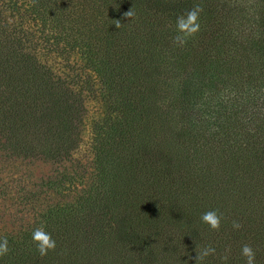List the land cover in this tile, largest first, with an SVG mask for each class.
I'll return each instance as SVG.
<instances>
[{
	"label": "trees",
	"instance_id": "16d2710c",
	"mask_svg": "<svg viewBox=\"0 0 264 264\" xmlns=\"http://www.w3.org/2000/svg\"><path fill=\"white\" fill-rule=\"evenodd\" d=\"M195 5L200 31L179 47ZM37 46L78 54L101 85L83 171L64 164L84 98ZM0 152L62 165L51 202L0 233V264H194L196 245L216 250L201 264H245V244L264 264V0H0ZM41 226L57 243L46 257Z\"/></svg>",
	"mask_w": 264,
	"mask_h": 264
},
{
	"label": "rangeland",
	"instance_id": "374dc122",
	"mask_svg": "<svg viewBox=\"0 0 264 264\" xmlns=\"http://www.w3.org/2000/svg\"><path fill=\"white\" fill-rule=\"evenodd\" d=\"M35 53L56 77L65 80L84 98L81 141L71 161L64 164L83 171L91 160L90 124L102 114L101 85L76 53L51 51L41 46L35 48ZM61 168L62 165L39 157H8L0 152V233L18 231L45 203L51 202L53 195L49 194L47 179Z\"/></svg>",
	"mask_w": 264,
	"mask_h": 264
},
{
	"label": "clouds",
	"instance_id": "9594fccd",
	"mask_svg": "<svg viewBox=\"0 0 264 264\" xmlns=\"http://www.w3.org/2000/svg\"><path fill=\"white\" fill-rule=\"evenodd\" d=\"M203 11L200 5L193 6L192 9L187 11L185 14L177 17L176 20V31L177 34L173 37V43L179 47L186 45L188 40L194 37L200 31L199 16ZM125 17L132 18L134 12L132 10L124 13ZM115 26L121 27V23L117 20ZM201 221L207 224L211 230L219 231L221 227V216L215 210H209L202 214ZM242 225L239 222H233V228L239 230ZM33 243L35 244L36 250L40 257H46L50 251H55L57 247L56 241L52 235L45 231L44 226L38 227L33 230L31 234ZM9 241L5 237L0 240V257H3L9 253ZM216 252L213 247L199 248L195 246V255L190 257V260L194 261V264H201V262L208 256L214 255ZM241 256L245 259V264H255L256 252L250 245H243L241 248ZM223 260H227L228 257L225 255L222 257Z\"/></svg>",
	"mask_w": 264,
	"mask_h": 264
}]
</instances>
